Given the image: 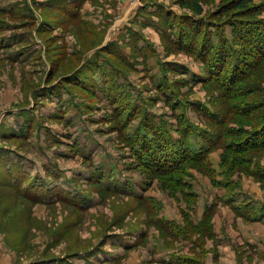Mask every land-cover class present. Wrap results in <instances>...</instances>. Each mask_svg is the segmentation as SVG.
<instances>
[{
  "label": "rangeland",
  "instance_id": "rangeland-1",
  "mask_svg": "<svg viewBox=\"0 0 264 264\" xmlns=\"http://www.w3.org/2000/svg\"><path fill=\"white\" fill-rule=\"evenodd\" d=\"M182 1L0 0V264H264V149L157 174L125 140L143 116L194 152L220 130L223 90L173 45Z\"/></svg>",
  "mask_w": 264,
  "mask_h": 264
},
{
  "label": "trees",
  "instance_id": "trees-1",
  "mask_svg": "<svg viewBox=\"0 0 264 264\" xmlns=\"http://www.w3.org/2000/svg\"><path fill=\"white\" fill-rule=\"evenodd\" d=\"M222 1L225 3L219 8V13L233 12L235 18L222 22L210 20L205 26L195 18L202 16L205 0L182 1L180 6L195 17L179 21L180 33L173 41L178 51L196 55L206 66L207 78L204 82L216 83L223 90L221 97L227 105L225 108V104H222L225 108L220 109L222 114L205 111L208 121L220 130L205 133L202 137L205 143L198 152H194L187 145V127L179 129V140L174 142L165 128L158 129L143 116L145 133L137 132L132 138L125 135V140L136 148L133 156L145 170L166 174L177 172L185 162L207 163V156L213 149L219 146L227 149V137L238 139L234 146L240 152L238 154H253L264 149V19H260L264 3L254 5V0ZM210 25L214 31L208 29ZM226 26L230 27L232 41L225 33ZM222 81L227 84L224 85ZM241 98H247L249 102L244 103ZM235 104L242 109L235 107ZM135 116L134 109L132 119ZM234 116L242 118L234 120ZM231 121L237 125L236 129L226 128ZM245 126L251 131L245 130ZM251 172L264 178V171ZM242 209L246 213L238 212L237 215L250 222L257 221L251 215L253 209L249 205H243Z\"/></svg>",
  "mask_w": 264,
  "mask_h": 264
},
{
  "label": "crops",
  "instance_id": "crops-1",
  "mask_svg": "<svg viewBox=\"0 0 264 264\" xmlns=\"http://www.w3.org/2000/svg\"><path fill=\"white\" fill-rule=\"evenodd\" d=\"M263 205H264V204H263ZM255 223H257V221H256V222H254V224H255Z\"/></svg>",
  "mask_w": 264,
  "mask_h": 264
}]
</instances>
